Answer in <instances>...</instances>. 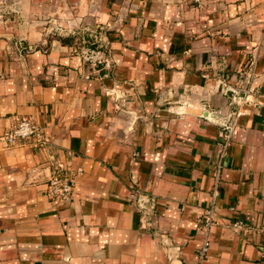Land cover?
I'll return each instance as SVG.
<instances>
[{"label":"crops","instance_id":"1","mask_svg":"<svg viewBox=\"0 0 264 264\" xmlns=\"http://www.w3.org/2000/svg\"><path fill=\"white\" fill-rule=\"evenodd\" d=\"M16 9L0 22V136L27 117L42 138L0 143V264H264V0ZM86 42L112 69L83 63ZM212 113L236 118L216 198ZM56 163L81 171L65 202L47 196Z\"/></svg>","mask_w":264,"mask_h":264},{"label":"built area","instance_id":"2","mask_svg":"<svg viewBox=\"0 0 264 264\" xmlns=\"http://www.w3.org/2000/svg\"><path fill=\"white\" fill-rule=\"evenodd\" d=\"M80 57L85 65L89 66L93 70L100 69H111L112 54L108 46L97 43V42H86L85 45L80 49ZM222 116L219 114L212 113L210 115V120L217 121L221 128V142L219 146V152L215 161V176H216V186L214 189V197L218 196L219 189V179L220 171L222 168V161L226 156L228 148L232 142L233 134L236 127V118L226 117L225 119L218 118ZM41 129L31 118L23 117L16 121L13 128L6 131L0 136V143L4 145L6 149H12L18 147L19 145L33 140L35 138L41 137ZM42 138V137H41ZM42 143H44L42 139ZM81 171H68L64 168L61 163H56L54 172L49 179L47 186V196L50 200L57 202H65L72 198L74 187L76 185L77 179L80 176ZM203 229L207 232L211 230L216 224L215 219V205L206 209L203 217ZM236 231H244L245 233L250 232L252 229L248 227L242 220L235 222L231 225ZM209 246V241L206 240L202 250V255L205 254Z\"/></svg>","mask_w":264,"mask_h":264},{"label":"rangeland","instance_id":"3","mask_svg":"<svg viewBox=\"0 0 264 264\" xmlns=\"http://www.w3.org/2000/svg\"><path fill=\"white\" fill-rule=\"evenodd\" d=\"M6 4H8V3L2 2V0H0V22H1V20H3V14L6 13L7 11H9V12L12 11L13 13H18V9H16V7L22 5V0H14L13 2H11V5L14 6L13 10H11L10 8H6ZM52 32L54 33L55 31H52Z\"/></svg>","mask_w":264,"mask_h":264},{"label":"trees","instance_id":"4","mask_svg":"<svg viewBox=\"0 0 264 264\" xmlns=\"http://www.w3.org/2000/svg\"><path fill=\"white\" fill-rule=\"evenodd\" d=\"M65 44L67 43H69V40L68 39H64V40H62Z\"/></svg>","mask_w":264,"mask_h":264}]
</instances>
